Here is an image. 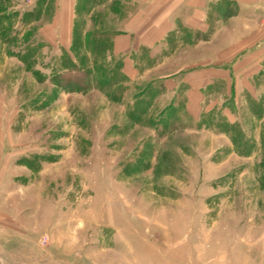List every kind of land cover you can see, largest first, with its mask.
I'll list each match as a JSON object with an SVG mask.
<instances>
[{
    "label": "rangeland",
    "instance_id": "1",
    "mask_svg": "<svg viewBox=\"0 0 264 264\" xmlns=\"http://www.w3.org/2000/svg\"><path fill=\"white\" fill-rule=\"evenodd\" d=\"M108 1L66 32L58 0H0V264H264V88L188 134L121 75L137 4Z\"/></svg>",
    "mask_w": 264,
    "mask_h": 264
},
{
    "label": "crops",
    "instance_id": "2",
    "mask_svg": "<svg viewBox=\"0 0 264 264\" xmlns=\"http://www.w3.org/2000/svg\"><path fill=\"white\" fill-rule=\"evenodd\" d=\"M76 1L58 0L54 26L70 30ZM128 2L137 5L114 31L111 53L132 86L146 84L152 91L150 107L158 115L182 109L188 134L205 131L199 125L204 109L219 96L237 102L264 88L257 84L264 74V0ZM226 137L214 133V140Z\"/></svg>",
    "mask_w": 264,
    "mask_h": 264
}]
</instances>
